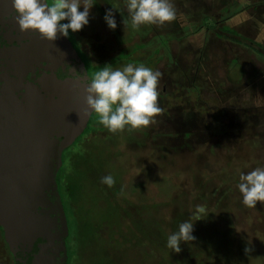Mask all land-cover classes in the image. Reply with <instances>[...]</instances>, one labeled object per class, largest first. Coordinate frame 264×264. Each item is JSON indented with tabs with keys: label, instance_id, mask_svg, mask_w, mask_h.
Segmentation results:
<instances>
[{
	"label": "rangeland",
	"instance_id": "obj_1",
	"mask_svg": "<svg viewBox=\"0 0 264 264\" xmlns=\"http://www.w3.org/2000/svg\"><path fill=\"white\" fill-rule=\"evenodd\" d=\"M92 3L89 23L81 30L86 41L94 43L108 31L103 17L111 9L115 32L124 43L118 47L109 37V55L141 47L130 56L134 62L149 57L151 49L159 50L145 67L161 73L157 103L162 112L149 125L150 141L143 137L139 145L127 125L116 132L87 133L64 152L71 165L59 177H64L66 201L80 217L77 224L74 212H67L69 247L76 252L72 264H234L239 256H248L253 261L249 264H264V214L257 209L264 202L248 207L238 189L241 173L264 168V0H170L176 9L173 21L138 27L132 25L127 0ZM96 139L108 146L91 165ZM77 153L86 154L75 164ZM107 156L113 167L116 159L121 163L114 179L124 193L122 200L132 206L126 211L121 205L125 224L114 217L113 207L102 208L98 189L106 184L101 178L113 174L91 175L84 169H99ZM146 181L153 200L143 199L146 204L140 205L137 194L135 205L137 185L140 190ZM153 181L162 189L158 194ZM104 210L121 226L118 230L113 224V237L120 236L115 246L104 236L112 230L108 220H101L102 242L86 230L88 220L100 224ZM184 221L194 223L195 240L182 242L176 253L167 247V237ZM0 264H14L1 237Z\"/></svg>",
	"mask_w": 264,
	"mask_h": 264
},
{
	"label": "water",
	"instance_id": "obj_2",
	"mask_svg": "<svg viewBox=\"0 0 264 264\" xmlns=\"http://www.w3.org/2000/svg\"><path fill=\"white\" fill-rule=\"evenodd\" d=\"M76 77L89 76L68 38L22 32L0 0V228L14 264H67L56 177L94 113Z\"/></svg>",
	"mask_w": 264,
	"mask_h": 264
},
{
	"label": "clouds",
	"instance_id": "obj_3",
	"mask_svg": "<svg viewBox=\"0 0 264 264\" xmlns=\"http://www.w3.org/2000/svg\"><path fill=\"white\" fill-rule=\"evenodd\" d=\"M12 6L22 32L33 30L42 39L54 42L58 33L67 38L69 30L79 32L88 25L94 4L92 0H52L51 4L48 0H12ZM81 7L83 11H80ZM127 11L133 27L146 23L163 25L176 18V9L170 0H127ZM103 19L109 29L117 28L111 9L106 10ZM65 20L68 22L62 23ZM126 23L124 18L123 24ZM160 77L159 71L144 65L128 64L122 70H113L109 64L86 80L74 78V81H79L74 86L77 89L83 87L85 92L83 115H87L89 110L98 114L99 122L111 132H116L126 125L141 128L155 123L154 117L162 112L157 103ZM239 180L238 189L246 206L255 207L257 202H264V168L241 173ZM101 183L112 187L115 179L107 175L101 178ZM193 225L189 221L180 223L178 231L167 237V247L180 253L182 242L195 240Z\"/></svg>",
	"mask_w": 264,
	"mask_h": 264
},
{
	"label": "trees",
	"instance_id": "obj_4",
	"mask_svg": "<svg viewBox=\"0 0 264 264\" xmlns=\"http://www.w3.org/2000/svg\"><path fill=\"white\" fill-rule=\"evenodd\" d=\"M93 1L94 0H92V2ZM48 2H49V4H51L52 0H48ZM67 22H68L67 20L62 21V23H67ZM225 30L227 33H233L232 36L235 35V33L231 29L226 28ZM105 34L101 38L98 37V41L92 43L93 40L92 41H86L85 36L83 35L82 31L73 33L71 30H69V36L67 38L71 42V44L73 45L75 50L77 51L78 56L82 60V63H84L85 68L87 70V74L89 77L93 76L97 71H100L102 69V67H104L105 65H109V64L111 65L113 70H115L116 69L115 67L119 64H122L121 70L123 69V67L127 66L128 64H132L136 67H138L140 65L145 66V65L149 64L150 62H152L153 59H156L154 56L157 53H159L158 49H154L153 51L151 49L152 52L150 51L151 54L149 55V57L147 56V57L139 59V60H134V62H133L131 60L130 56H132L133 54H137V51H139L141 47L132 46L131 48L128 49L129 50L128 52L124 51V53H122V52H120L119 54L118 53L117 54L112 53L109 55L110 50H107L108 49L107 42H109V41L107 39L109 37H113L114 41H116V45L118 47L123 46L124 40L121 38V36L119 34H117V32H115V30L109 31V29H108V31H106ZM130 44L134 45V41L130 42ZM160 60H162V57L160 58ZM156 61H158V60H156ZM99 121H100L99 115L96 113H93L90 117V120L88 122L86 129L84 130L82 135L74 142V144L71 147L75 146L80 141V138L87 133H91V132L107 133L108 128H106ZM149 130L152 131L150 126L141 127V128H132L131 127L129 131H130L131 137H132L131 132L134 131V134L136 135V137H138V139L140 141L137 139H135V140L138 141L139 145H140L141 144L140 142H143V137H145V141L146 140L150 141L152 139L149 136L150 135ZM187 136L188 135H186V139H187ZM156 137L158 138V136H156ZM126 139H128V137ZM95 141H98V145H95L96 150L92 151V154H94L95 156L93 157L94 159H93V162L91 163V165L95 164L97 162L98 158L100 157V153H101L100 150L104 151L103 149L108 146L107 144H104V142L102 140L96 139ZM183 145L184 144H182V148H183L182 150L185 149V146H183ZM71 147L66 149L64 152L67 153L69 150H71ZM115 150H116V148L112 149L111 152H113ZM64 152H62V167L59 169V171L57 173L56 181H57L58 190H59V194H60L63 209H64L63 213H65L66 220H67V226H68V236L64 242L66 244V248H67V256H68L67 264H72V262L74 261V259L76 257V252H75V249L73 250L72 248L70 249V247H69L70 246L69 242H70V237H71V234H70L71 228H70L69 216L72 215L74 212L75 216L77 217V219L75 218V220L77 221V224H80V222H79L80 217L76 215V213L74 211L75 210L74 207H73V210L71 209L69 201L68 200L66 201V192H65L66 189H65V184L63 183L64 177L63 178L59 177V173L60 172L62 173L63 169L67 170V166L71 165V161L69 162V155L66 157L65 160L63 159ZM85 154L86 153L78 155V153H77L74 163L77 164L78 158L79 157L83 158V156H85ZM114 154H115V152H113V155ZM107 157L108 158L106 159L107 161H105L106 162L105 165H102V164L97 165L99 167V169H92V166L91 167L84 166V169L86 171L88 170L91 173V175L93 173H99L100 174V172L102 175H104L106 172H110L111 174H113V177H114V175L117 174V172H119L118 170H120V168H121V167H119L121 165V163L118 159H116L117 162L114 163L115 167H113L112 165L109 164V161H110L109 156H107ZM104 160H100V163L102 161L104 163ZM116 182L118 183V181L115 180V184L112 187H109L107 185L106 186H100V188L98 187L99 188L98 190H99V193L101 194V198L103 200L102 208L108 209L110 206L113 207L115 209L114 211H112L114 217L118 216L119 219L121 220V222L123 223L124 218H122V215H121V208H123V206L121 207V205L122 204L125 205V209H123V210H126V209L131 210L132 206L127 202L128 201L127 199L122 200L121 196H123L124 193H122V190L116 185ZM147 183H148V181H146L145 183L142 182V184L140 186V190H139V185H137V188H136L134 195L132 193V195L134 196L132 199H133V201H135V205H136V202L138 200L137 196H136L137 194L139 195V198L142 201L141 203H139L140 205H145L146 202L143 201V199H149V197L152 196L151 192L148 193V191H149L148 187L149 186H146ZM157 185L159 186L158 182L157 183L155 182V184H154V181H153V189H156V194H158V191L162 190L160 187H157ZM117 197H119V199H120L119 205H118ZM156 199L158 201L159 198H156ZM151 200H153V197H151ZM139 208L142 209L143 206H141ZM135 209H138V208H135ZM257 209L259 211L262 210L261 213L264 214V204H258ZM67 212L69 213V216H68ZM102 212H103V217H102V219H100V224L99 223L96 224L92 220H88L87 223L85 224L86 230H87V232L92 233V237L97 242H102L104 236L110 237V239H113L114 241H113V243L109 242V244L111 246H115L114 244L116 243V241H120V236L118 237L116 235L115 237H113V234H114L113 233V224L117 227V229L120 226V224L118 226L116 221L112 222L111 212H109L108 210H104ZM230 212H232L231 209H230ZM124 214H125V211H124ZM71 219H74V218H71ZM104 219L108 220V223L110 224V227L112 228V230L103 236L102 235L103 231L101 229L105 224L101 220H104ZM124 224H125V221H124ZM231 230L234 232L233 226H231ZM0 234L2 235L1 228H0ZM2 237H3V235H2ZM240 237H242V235L238 234L237 238H240ZM235 238H236V236L233 238V240H235ZM107 242H108V240H107ZM106 247L109 249V246L107 244H106ZM249 262L253 263V261L248 256H247V258H241L239 256V258L237 259V262H235L234 264H249Z\"/></svg>",
	"mask_w": 264,
	"mask_h": 264
},
{
	"label": "flooded vegetation",
	"instance_id": "obj_5",
	"mask_svg": "<svg viewBox=\"0 0 264 264\" xmlns=\"http://www.w3.org/2000/svg\"><path fill=\"white\" fill-rule=\"evenodd\" d=\"M0 237L3 239V237H2V235L0 234ZM3 241H4V239H3ZM5 243V242H4ZM5 246L7 247V245L5 244ZM8 249V248H7ZM9 251V250H8ZM14 263V262H13Z\"/></svg>",
	"mask_w": 264,
	"mask_h": 264
}]
</instances>
